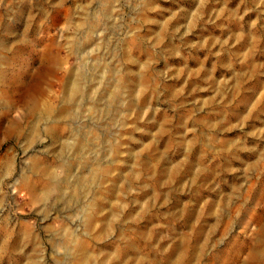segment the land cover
Here are the masks:
<instances>
[{
  "label": "rangeland",
  "instance_id": "374dc122",
  "mask_svg": "<svg viewBox=\"0 0 264 264\" xmlns=\"http://www.w3.org/2000/svg\"><path fill=\"white\" fill-rule=\"evenodd\" d=\"M4 42L13 63L0 98L33 85L52 54L40 84L56 107L71 69L85 73L81 105L88 91L121 95L106 112L85 103L84 115L80 105L42 123L31 143L8 129L14 118L30 125L32 91L8 110L0 101L2 241L24 237L25 257L37 252L40 264H80L82 248L92 264H264V0H0ZM78 131L86 161L109 172L79 201L70 176L33 205L32 188L49 181L30 169L34 157L60 180L72 164L88 173L60 146ZM11 247L0 264L24 259Z\"/></svg>",
  "mask_w": 264,
  "mask_h": 264
},
{
  "label": "bare ground",
  "instance_id": "6f19581e",
  "mask_svg": "<svg viewBox=\"0 0 264 264\" xmlns=\"http://www.w3.org/2000/svg\"><path fill=\"white\" fill-rule=\"evenodd\" d=\"M104 9H105V13H108V8L105 7ZM73 44H75V42ZM0 45L2 51L7 52L9 50L7 43L4 42L1 43ZM9 58L10 57L5 53L3 55L0 54V87L4 88V90L5 87H7V80H6L7 72L9 70L10 65L13 63L10 61ZM56 61H57L56 54H52L49 60L47 61V63L43 65V71L41 70V68L38 71L39 78L30 87H26L24 89L19 88L18 93L15 92L12 96L6 95L5 92H3V94L1 95L0 98L1 105L4 108H6V110H8L13 108L15 104L24 97V94L26 93L27 90L28 92L29 90L32 91L30 92V98L32 101V107L30 112L32 116V121L30 125L25 126L21 118H14L11 127L8 129L9 131L8 133L16 136L18 139L26 138L27 142L31 143L34 141L33 136L35 137L39 133L42 123H48L49 121H54V120L58 121L64 118L74 117L76 114H78L76 112V107H80L81 105L80 99L84 89L86 88V85L85 87L83 85L85 80V73L83 71H79V70L76 71L73 69L70 70L69 76L64 81V91L61 96L62 105H60L59 107L55 106L54 102L52 101L51 95L48 92H46V90L43 89V87L40 84L41 77L53 72V70L55 69ZM103 78L104 77H102V79ZM100 79H101V75L95 74L92 77L91 81L97 82ZM110 82H111V78H107L106 85H108ZM85 95H86L85 103H89L90 109L94 108L95 110H98V112L100 113L109 110L107 103L105 105V101H107L108 98H112L114 99V101H116L118 100L121 94L119 92V87H115L112 91H106V88L103 89L98 93V96H93L90 91H88ZM85 103L81 105L80 107L81 111L79 115L80 114L84 115V113L86 112L87 108ZM51 131L52 129H50V133ZM76 135H79L80 137L76 138ZM51 137H52L51 139L54 140V142L57 140L53 132L51 133ZM73 139L74 140L71 144L69 142L64 141L60 144V146L62 147L63 151H68L72 149L73 152L76 154V156L79 158L80 167H84L85 170L88 171V173L76 174L72 171L75 168L74 164L72 165L69 164L70 166L66 168L65 177L62 178V180H60L57 177V173L55 172V169H52L51 167H43L42 169H40L41 168L40 160L38 157H34L30 163V169H32L34 174L46 176V178L49 179V181L47 182V185L45 187L41 188V185H36L35 187L32 188V195L30 200L31 202H33V205L39 204L41 201L45 202L47 199H49L51 190L53 189L51 186H49L51 184L50 182H56V184H58L59 181L69 182L68 180L71 178L70 176H72L71 179L73 181L71 182L72 195L73 197H77V201H79L81 197L87 196V193L92 192L91 187L86 186L85 185L86 183L88 184L89 183L93 184L94 182L99 183V181L103 177L102 175H104L105 172L106 173L109 172L108 170L106 171L104 169L102 170L101 166L97 162H94V165L92 166L89 164L88 161H86L88 155H86L85 152V148H86L85 134L81 133L80 131L75 132L73 134ZM112 147H116V145H112ZM5 167L10 168V162L6 163ZM58 193L61 194V198L65 197L64 191L62 190L61 187H58ZM98 199L95 201L99 202ZM93 209H95V207ZM85 217H86V224H85L86 228L90 231L96 229L97 224L94 221L93 212L87 210V212H85ZM109 217H110L109 213H107L106 216L100 220L101 230L105 231V233L106 231L107 233H109L108 232V229L110 227ZM140 232L138 233V235L143 240V242H145L147 246L150 247L154 241L151 228H148V230L146 228L145 230H142L141 233ZM10 237L11 236L9 235L5 240L2 241L1 240L2 236L0 234V241H2V245L0 246L1 248L10 249V247L12 246L10 244L8 245ZM62 243L64 246H66L67 254H70V244H68L65 240ZM54 244L57 243L54 242ZM23 246H24V237H21L20 240H18L17 243H15L14 246L11 247V249H19L22 253L21 256L24 258L21 261L18 260L16 264H40L39 263L40 258L38 257L37 252H35L33 257L29 259L25 257L26 256L25 252L22 249ZM34 246H37V243H35ZM80 255L82 257L81 260L82 262L80 264H92L93 253H90L86 249L82 248ZM0 258H1V254H0ZM25 258L27 259V261H24ZM55 261L60 262V258L58 257ZM144 261L145 260L139 262L138 264H148V262H144ZM114 264H117V262L115 261Z\"/></svg>",
  "mask_w": 264,
  "mask_h": 264
}]
</instances>
